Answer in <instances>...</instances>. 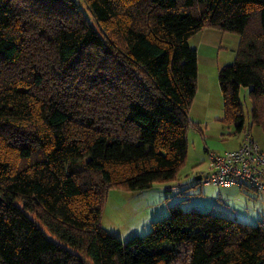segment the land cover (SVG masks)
I'll return each mask as SVG.
<instances>
[{
  "label": "trees",
  "instance_id": "obj_1",
  "mask_svg": "<svg viewBox=\"0 0 264 264\" xmlns=\"http://www.w3.org/2000/svg\"><path fill=\"white\" fill-rule=\"evenodd\" d=\"M83 2L94 24L75 0H0V264H264V218L173 204L125 241L100 224L111 188L184 164L201 29L239 37L223 120L245 129L247 88L264 128V0Z\"/></svg>",
  "mask_w": 264,
  "mask_h": 264
},
{
  "label": "crops",
  "instance_id": "obj_2",
  "mask_svg": "<svg viewBox=\"0 0 264 264\" xmlns=\"http://www.w3.org/2000/svg\"><path fill=\"white\" fill-rule=\"evenodd\" d=\"M238 38L237 34L205 27L195 33L189 40L190 45L195 48L197 52L196 93L204 94V99L200 102L201 112L196 113V110L194 109L196 104L195 96L189 112V118L191 123L197 125L198 129H196L203 134L206 145L209 147H218L219 143L216 141L214 142L213 138L219 135V133L225 131L222 98L219 97V94L221 96V93L217 76L219 68L222 65L231 62L227 49L233 45L235 47L234 50L236 51ZM205 125L208 126L207 129H205ZM226 129L230 131L228 127ZM242 139L243 136L238 139L236 144L237 147ZM180 170L172 181L157 182L147 189L134 191L138 194H144L149 190H154V192L152 191L150 194H144L147 200L149 199L148 202H145L146 209L153 206L156 203V199L160 197L162 198V196H164L163 192L164 194L166 191L176 193L178 194L175 195L176 198L180 195L186 194L184 191L191 187L192 183L189 182V180L181 179L179 177ZM196 175H198V173H196ZM199 179L197 178V180ZM197 184H200V186L193 188L192 191L196 190V192H198V195L196 196L198 197L195 196L194 198L200 199L187 198L184 202V205L186 206H181L183 209L195 208L198 210H212L216 213L235 217L238 220L247 221L249 223L258 222L261 218H264V212L259 210L260 203H264V201L255 199L253 197L254 192L248 187L215 185L217 187L215 188V191L210 192L206 188L214 186V184H203L201 182ZM111 190L112 188L109 191ZM249 191H252L253 193L250 194ZM240 196H242V198ZM235 201H238L239 204H235ZM158 211L162 212V210L156 211V209L148 212L150 215L149 217L154 213H158Z\"/></svg>",
  "mask_w": 264,
  "mask_h": 264
},
{
  "label": "rangeland",
  "instance_id": "obj_3",
  "mask_svg": "<svg viewBox=\"0 0 264 264\" xmlns=\"http://www.w3.org/2000/svg\"><path fill=\"white\" fill-rule=\"evenodd\" d=\"M81 6V8L85 11L86 17L88 21L94 24L93 18L90 16L88 11H86V5L83 0H75ZM234 46L232 45L227 49V53L230 55V60L232 62L235 50ZM196 104L194 109L196 113L201 112L200 102L204 99V94H197L196 93ZM219 97L220 94H219ZM195 99V98H194ZM240 100L243 106V113H244V130H249L254 140L258 143L260 148L264 150V128L255 124L251 119V101L248 96V89L242 88L240 90ZM203 110V109H202ZM223 110V109H222ZM224 116V113H223ZM225 127L223 133H219L216 137L213 138V141L219 143L218 147H209L206 145L204 140L203 134L199 132L196 128L190 126L187 130V151L184 160V164L181 166V170L179 172V177L181 179L189 180L192 183L191 187L187 188L185 195H180L178 198L171 191H166L165 194L163 192L162 198L156 199V203L153 206H150L148 209L145 208L146 201L148 202L147 198L145 197V193H152L154 190H149L144 194H138L134 191L138 190H125L119 188H112L111 191L108 192L102 214L100 219V224L103 228L111 232L113 235L118 237L119 239L125 241L128 238L134 235H143L148 232L150 229V224L152 221L157 219H161L168 214L169 206L173 204H179V206H186L184 202L187 198L193 199L196 195H198L196 190L192 191L193 188L199 187L200 184H195V175L204 174L207 171L208 166V152H217L223 153L224 151H228L237 147V142L240 137L243 136L242 132H235L233 125L227 124L225 121L223 122ZM230 129L228 131L227 127ZM208 126L205 125V129ZM228 131V132H227ZM207 157H206V155ZM206 157V158H205ZM213 185V184H212ZM214 186H209L206 189L210 192H214ZM252 194V191H249ZM136 193V194H134ZM254 194V198L258 199L259 201H264V195H256ZM240 195V194H239ZM198 197V196H196ZM242 198V196H240ZM150 198V196H149ZM234 198V196H233ZM144 199V200H143ZM200 199V198H194ZM159 200V201H158ZM235 204H239L238 201H235ZM157 210H162V212L154 213L150 215L148 212ZM259 210L264 212V203H260ZM206 211V210H202ZM214 212V211H212ZM216 213V212H214ZM33 217V216H32ZM39 223V222H38ZM40 224V223H39ZM44 231H46L43 228ZM49 237H51L49 235ZM55 240L53 237H51ZM86 264H92L89 261Z\"/></svg>",
  "mask_w": 264,
  "mask_h": 264
},
{
  "label": "built area",
  "instance_id": "obj_4",
  "mask_svg": "<svg viewBox=\"0 0 264 264\" xmlns=\"http://www.w3.org/2000/svg\"><path fill=\"white\" fill-rule=\"evenodd\" d=\"M199 181L217 186L248 187L257 196L264 195V150L249 130L243 131L238 147L223 153L208 152L207 171Z\"/></svg>",
  "mask_w": 264,
  "mask_h": 264
},
{
  "label": "water",
  "instance_id": "obj_5",
  "mask_svg": "<svg viewBox=\"0 0 264 264\" xmlns=\"http://www.w3.org/2000/svg\"><path fill=\"white\" fill-rule=\"evenodd\" d=\"M201 177V174H198V175H196V178H200ZM0 199H1V196H0Z\"/></svg>",
  "mask_w": 264,
  "mask_h": 264
}]
</instances>
